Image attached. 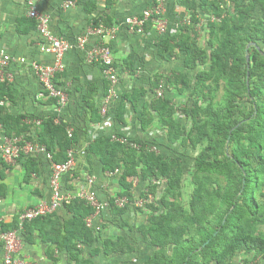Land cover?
Here are the masks:
<instances>
[{
  "label": "trees",
  "instance_id": "obj_1",
  "mask_svg": "<svg viewBox=\"0 0 264 264\" xmlns=\"http://www.w3.org/2000/svg\"><path fill=\"white\" fill-rule=\"evenodd\" d=\"M217 1L176 0L178 5L191 12L192 24L199 22L202 12L217 18L212 16L214 21L209 23L210 35L217 39V45L210 41L213 45L210 55L198 44L197 34L191 26L181 27L178 33L161 36L156 43L159 57L166 61H172L178 52H184V65L189 70L205 65L210 60V70L199 71L196 75L197 86L203 92H211L213 87L219 88L224 82L223 104H209L203 108L196 102L193 108L183 109L187 116L193 118V126L188 133L175 118L178 108L172 99L164 93L157 96L156 89L162 85V77L156 75L154 88L151 89L156 96L151 101L150 112L156 113L160 124L169 129L170 142L182 139L184 144L196 148L208 139V144L195 160V187L189 208L178 201L182 186V165L176 158L157 152L146 140L129 139L138 145V148H134L109 135L99 137L87 147L90 163L92 157L96 156L100 158L104 172L122 171L119 182L123 190L120 196L125 197L127 202L123 207H118L117 199L109 198L111 205L120 214H124L133 202V179L149 181L150 193L158 188L157 181L166 180L164 211L160 212L158 206L149 204L152 214L148 223L137 227L156 249L142 264H211L213 261L217 264H231L239 251L256 252L257 256L264 257V235H257L258 224H264V204L257 199L259 190L264 194V57L258 49L253 48V63L249 66L247 58L242 55L243 47L247 44L264 42V17H254L259 6L264 9V0H230L238 16L237 23H229L222 16ZM87 9L90 11L91 4ZM94 25L99 27L102 23L96 21ZM151 29L152 24L149 22L145 32ZM248 77H251L249 86L245 83ZM238 80H244L254 104L252 112L245 116H252V122L244 137L241 134L245 128H236L241 123L239 115L244 113L239 106ZM167 82L176 85L180 92L191 87L189 75L183 72L172 73L167 77ZM9 85L7 81L0 82V101L5 98ZM107 85L108 91L109 83ZM144 94L143 89L124 93L122 101L114 110V118L125 124L126 103L131 102L135 106ZM98 112L102 117L101 110ZM147 113L143 110L139 114L143 129L148 128L152 122L147 118ZM25 118L22 114L8 115L0 105V126L5 129L7 136L34 141L52 153L55 162H66L69 152L78 146V139L74 134L69 135L67 124L63 120L56 123L57 117L44 119L41 129L33 138L24 134L31 130ZM245 137L249 142L243 141ZM228 139L233 142L230 153L225 147ZM22 157L24 153H21L19 160ZM39 158L31 156L25 161L27 178L37 172ZM209 174L224 177L226 184L211 188L208 185ZM142 196L147 198L148 193L144 191ZM66 208L72 216L64 222L54 212L27 221L22 228L24 240L31 244L35 243V232H39L43 242L49 244L46 254L54 263L60 259L56 252L65 251L75 257V264H95L94 258L101 254L110 256L135 249L123 237L106 238L101 247L95 246V229L88 225L87 220L97 214V209L86 199L76 197ZM19 228V216L10 223L0 221V234ZM0 244L3 246L1 241ZM170 245L172 250L168 252ZM87 248L90 249V257L81 258Z\"/></svg>",
  "mask_w": 264,
  "mask_h": 264
},
{
  "label": "crops",
  "instance_id": "obj_2",
  "mask_svg": "<svg viewBox=\"0 0 264 264\" xmlns=\"http://www.w3.org/2000/svg\"><path fill=\"white\" fill-rule=\"evenodd\" d=\"M36 1L39 9L50 17V27L53 33L71 43H76L77 39L85 34L96 21H101L104 26L112 25L117 30L115 38L111 40V46L120 73L121 98L106 116L102 114L101 117L97 111H100L104 105L108 83L104 76V68L98 63L88 61L87 50L89 48L86 50L74 48L66 53L64 71L57 74L55 81L59 87L66 91L69 99L67 104L58 106L55 99L43 92L42 83L32 67V63L35 61L51 64L54 55L46 45L42 44L43 38L37 29L36 22L28 16L27 0H0V58L2 51H6L13 57L26 58L25 63L15 62L6 69L8 73H11L12 80L7 81L10 85L5 98L0 101L3 102L1 106L4 107L8 115H24L25 123L31 127L30 132L27 131L24 134L33 138L41 129L42 126L39 122L42 120L51 117H59L63 120L78 139V146L73 152L76 160L74 171L79 172L83 164L90 163L87 157V147L99 137L117 135L116 131L123 132L129 137L126 130L137 125V122V126L142 131L148 129H143L139 114L143 110L151 111V101L155 97H150L152 90L144 86L130 90L131 77L133 78L134 71L140 68L139 63L148 59V48L152 43L154 45L152 50H155L156 56L160 60H166L160 58L157 52L156 43L160 36L156 29L152 27L151 30L139 34L129 29L125 19L140 14L152 0ZM68 1H74V5L65 7V3ZM90 4L89 11L87 8L90 7ZM97 41V36L90 37L88 47ZM141 89L145 91V94L139 97L135 106L131 102L126 103V123L117 121L114 118V110L122 101L123 94ZM131 108L138 114V117L135 118L133 114L131 115ZM100 117V120H96ZM136 139L142 138L136 137ZM28 158L24 156L9 167H7L8 164L6 165L0 160V221L13 222L25 209L52 200L50 188L52 170L49 161L43 155L40 158L37 156L39 158L38 170L27 178L25 161ZM90 165V171L93 169L95 173L100 169L104 172L99 157L93 156ZM96 166L98 169L95 168ZM104 173L115 174L118 172ZM96 183L94 180L90 187L91 190L98 192V187L94 186ZM73 184V187L66 188L65 182V190L73 196H77L83 183L78 180ZM56 214L63 222L72 216L66 206H61ZM39 242L44 243L39 232L36 231L35 243H26L24 251L30 254V249ZM45 255L47 257L46 252ZM4 256V248L0 244V264H5Z\"/></svg>",
  "mask_w": 264,
  "mask_h": 264
},
{
  "label": "rangeland",
  "instance_id": "obj_3",
  "mask_svg": "<svg viewBox=\"0 0 264 264\" xmlns=\"http://www.w3.org/2000/svg\"><path fill=\"white\" fill-rule=\"evenodd\" d=\"M152 3L153 0L149 6H152ZM217 4L219 5V10L222 13V16L226 17L229 20V23H237L238 16L235 13L234 6L230 0H218ZM162 11L167 25V32L165 35L178 33L181 27H194V31L197 34L196 39L198 44L200 47L206 49L208 55H210L213 49V45L210 44V41L212 40L214 45H217V39L211 37L209 28L210 21H214V15L202 12L199 16V22L192 24L191 12L178 5L176 0H163ZM254 17L262 19L264 17V9L259 6L258 10L254 13ZM153 46L154 45L152 43L151 47L148 48V59L143 63H139L140 68L134 71V76L133 78L131 77L132 84L129 85V89L133 90L135 87L139 86H144L147 89L154 88L155 80L157 78L156 74H158L159 77H162V85L156 89V92L161 90L162 93L166 94L170 99H172L178 108L175 118L185 127L186 133H188L193 126V118L191 116H187L185 112H183V109L185 107L193 108L196 102H198V104L203 108H206L209 104H223L224 82H222L221 87L219 88L213 87L211 92L206 90L203 92L201 87L197 86L196 75L199 71L210 70V60H208L205 65H201L194 70H189L184 65V52H178L177 57L168 62L160 60L156 56L155 50H152ZM253 48L258 49L264 57V42H252L243 47L242 55H245L247 58V63L250 65L253 63ZM174 72H183L189 75L191 87L186 89L184 92H180L176 85L171 83L169 84L167 82V77ZM245 83L247 86H249L251 83V77H248ZM237 86L240 89L239 106L244 111V113L239 115L241 118V123H239L236 128H245L241 134V137H244L247 135V131L249 130V126L252 122V116H245L252 112L254 104L251 101L249 88H246L244 85V80H238ZM150 95V97L154 98L156 93L151 91ZM132 114L135 116V118L138 117V114L133 108H131V115ZM202 117H204V113H202ZM147 118L151 119L152 121L148 126L147 131H142V129L137 126V122V125L126 130L129 137H127L123 132L116 131V133H118L117 137H119V134L121 133V135L126 136L127 139H130L131 141H134L136 137H140L146 140L157 152L163 154L164 156L170 155L176 158L183 167L182 186L178 201L182 203L185 208H189L195 187V160L200 151L208 144V139H205L196 148L190 144H184L182 139L172 143L168 140L169 129L160 124L158 115L148 111ZM254 124L257 123L254 122ZM243 141L246 143L249 142L246 137L243 139ZM225 147L227 152L230 153L233 148V142L228 139ZM90 168V163L88 164V162H86L83 164V167L79 172L74 171L66 181V188L73 187L74 181L79 180V182L83 183V186L79 190V196H73L72 194L70 195L73 197V199L75 197L82 198L80 196L85 197L91 190V187L88 184L89 179L92 178L95 180V182H97L94 184V186L98 187L99 190L96 192V202L102 206L99 213H97L91 221L97 238L95 246L101 247L106 238L116 239L117 237H123L127 242L132 243L135 246L133 251L115 253L110 256L101 254L100 256L94 258L95 264L144 263L154 254L156 249L151 245L150 241L138 231L137 227L148 223L149 217L152 214L151 209L148 207L149 204H155L158 206L160 208V212L164 211L163 194L165 188L167 187L166 180L163 179L157 181L158 188L154 193H150L148 191V186L150 184L149 181H144L141 178L133 179V202L129 205L128 210L124 214H120L116 211V208L111 205L109 198H116V204L118 207H123V205L127 202L125 197L120 196V193L123 190L119 183L122 171L120 170V172L115 174H106L99 169L95 172V174L93 169L90 171ZM95 168L98 169L97 166ZM208 176L210 177L208 185L211 188L226 184L225 178L219 176L218 174H209ZM262 188H264V182L262 184ZM144 191L148 193L147 198L142 196V192ZM257 199L261 204H264V194H262V190L257 192ZM257 227V235H264V224H258ZM26 243L27 242L25 241H20L18 244V249L22 252V256L29 260V264H75L76 258L69 256L65 251L56 252V255L60 258L57 263H54L51 259H48V257L45 255V252L49 247V244L47 243L39 242V244H37L34 248L32 247L30 249V254L26 253L24 251V247L27 246ZM171 250L172 245L168 247V252H171ZM89 252V248L85 249L82 256L80 257H90ZM211 264L217 263L213 261ZM231 264H264V257L257 256L256 252L239 251L237 252Z\"/></svg>",
  "mask_w": 264,
  "mask_h": 264
},
{
  "label": "built area",
  "instance_id": "obj_4",
  "mask_svg": "<svg viewBox=\"0 0 264 264\" xmlns=\"http://www.w3.org/2000/svg\"><path fill=\"white\" fill-rule=\"evenodd\" d=\"M163 0H153L152 6H148L140 14L129 16L125 22L129 29L133 32L143 34L147 23H151L152 27L156 29L159 36H164L167 32L166 21L162 11ZM74 1L65 3V7H71ZM28 16L36 22L37 29L43 38V45H46L50 52L54 55V60L51 64L33 62L32 67L37 74L43 86V92L47 96L57 101L58 106L67 104L68 95L66 91L56 84V76L63 72L64 57L71 49L78 48L87 50V58L90 63H98L104 68V76L109 83L108 91L105 97L104 105L101 108V113L106 116L115 103L121 98L119 91L120 73L116 65L111 46V40L116 36L117 30L114 26L106 27L100 25L96 27L92 25L85 34L80 36L76 43L57 36L53 33L50 27V17L43 13L37 4L36 0H27ZM97 36L98 41L92 46L88 47L90 37ZM25 63V57H13L6 51L1 52L0 58V82L11 81L12 75L6 70L12 63ZM161 90L157 91V96H162ZM3 102H0L2 105ZM61 119L56 118V123H60ZM41 124V122H39ZM70 136L73 135V130L68 129ZM114 139L129 144L134 148H138L136 143H132L126 137H117L113 135ZM21 143H24L22 145ZM21 153L26 157H37L43 155L50 163L51 176L50 188L52 190V200L50 202H43L39 205L29 207L19 214L20 228L6 233L0 234V241L4 248V263L5 264H29V260L22 256V252L18 249L20 241H25L22 233L23 224L27 221L36 219L37 217L52 214L56 212L61 206L70 204L74 199L70 193L65 190L66 179L74 172L76 160L74 152H69V159L64 163L55 162L53 154L49 153L44 147L34 141H26L21 137L7 136L5 129L0 126V160L8 165L15 164L19 161ZM120 172V170H116ZM94 179H89L88 184L93 185ZM79 196V195H78ZM86 199L92 206L97 209L99 213L101 206L96 202V192L90 190L87 195L80 196ZM92 218L87 220L88 225H91Z\"/></svg>",
  "mask_w": 264,
  "mask_h": 264
},
{
  "label": "water",
  "instance_id": "obj_5",
  "mask_svg": "<svg viewBox=\"0 0 264 264\" xmlns=\"http://www.w3.org/2000/svg\"><path fill=\"white\" fill-rule=\"evenodd\" d=\"M248 61H249V59H248ZM249 66H250V64H249Z\"/></svg>",
  "mask_w": 264,
  "mask_h": 264
}]
</instances>
